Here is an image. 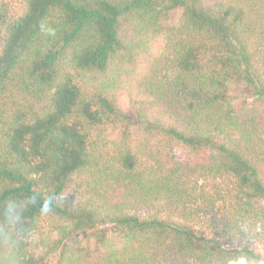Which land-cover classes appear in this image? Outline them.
Returning a JSON list of instances; mask_svg holds the SVG:
<instances>
[{
	"label": "trees",
	"instance_id": "obj_1",
	"mask_svg": "<svg viewBox=\"0 0 264 264\" xmlns=\"http://www.w3.org/2000/svg\"><path fill=\"white\" fill-rule=\"evenodd\" d=\"M0 264H264V0H0Z\"/></svg>",
	"mask_w": 264,
	"mask_h": 264
},
{
	"label": "rangeland",
	"instance_id": "obj_2",
	"mask_svg": "<svg viewBox=\"0 0 264 264\" xmlns=\"http://www.w3.org/2000/svg\"><path fill=\"white\" fill-rule=\"evenodd\" d=\"M133 24H134V22H132V23L129 25V28H130V29L127 30L128 32H127V35H126V36H127V37H130V39H131V38H137L136 35H135L136 30H137V31H138V35H140V37H142V40H141V41H142V42H145V41H146V38L144 37V32H143V31H140V30H139V27L136 28V23H135L134 25H133ZM131 28H132V29H131ZM55 237H56V235H52V236H51V238H55ZM228 246H229V244H228Z\"/></svg>",
	"mask_w": 264,
	"mask_h": 264
}]
</instances>
